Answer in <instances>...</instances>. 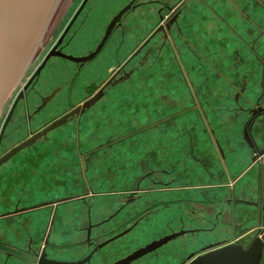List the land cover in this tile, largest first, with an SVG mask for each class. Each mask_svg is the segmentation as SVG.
<instances>
[{
    "label": "crops",
    "instance_id": "1",
    "mask_svg": "<svg viewBox=\"0 0 264 264\" xmlns=\"http://www.w3.org/2000/svg\"><path fill=\"white\" fill-rule=\"evenodd\" d=\"M177 2L111 7L88 0L67 52L47 62L28 97L35 110L19 111L29 137L3 142L4 154L73 102L58 84L50 89L55 93L42 92L57 71L69 74L73 64L72 90L102 85L114 67L147 47L159 6ZM180 4L171 43L158 60L170 58L182 75L157 83L149 101L159 119L143 124L153 112L133 85L145 87L147 79L126 77L15 151L0 164L1 245L23 254L45 251L58 262L90 255L86 264H114L173 235L129 264H181L210 245H236L264 260V0ZM0 264L30 262L0 250Z\"/></svg>",
    "mask_w": 264,
    "mask_h": 264
},
{
    "label": "rangeland",
    "instance_id": "2",
    "mask_svg": "<svg viewBox=\"0 0 264 264\" xmlns=\"http://www.w3.org/2000/svg\"><path fill=\"white\" fill-rule=\"evenodd\" d=\"M82 1L83 0H59L58 1L57 5L54 9V12L52 14V17H51V19L47 25V28H46V30H45L42 38H41L40 45L37 47L38 49L35 51L36 53H34L35 54L34 57L31 59L29 65H28V68H26L25 73L19 79V81L17 82V84L13 88L12 92L8 96L7 100L3 104V107H2L1 112H0V130L2 128V125L5 121V118L8 114L14 100L17 98L18 94L24 90V85L26 84L28 79L31 77V75L34 73V71H36L38 66L41 64V62L43 61L47 52L49 50H51V48L58 41L59 37L64 33L66 26L68 25L69 21L72 19L74 14L79 9ZM106 1L110 3L111 7L112 6L117 7V6H120L121 4H124L127 0H106ZM183 1L184 0H178L177 5ZM177 5H172L170 3H163L162 5L159 6V8H158L159 11H157L158 12L157 22L155 23L153 30L149 33V34H152V33L153 34H152L151 38L149 39V43L147 44V47L144 50H142L141 52L139 50V52L133 56L132 62H128V63L122 62L119 65H117L116 67H114V69L110 72L109 76L107 77V78L110 77L109 79L112 78L111 79L112 83L110 85L118 83L120 80H123V78H126V77L137 78V79H139V78L147 79V85L146 86L144 85L145 87H142V85H139V86L133 85L134 88H138V92H140L141 96L146 95L148 97L147 98L148 100L144 103L147 105L146 109L148 111L147 110L146 111L149 112V114L151 111L153 112V114H150L149 116L146 117V119H144L143 124H145V125L153 124V123H155V120L159 119V117L157 119L155 117V111L157 110V104H155V102L149 101L152 99L151 97L156 96L157 88H160L159 86H157V83H160V81L162 80L164 82V84H168L172 78H177L179 76L181 77V75H182L181 70L179 71L176 68H173V64L170 61L171 59L169 57H168L169 59L166 58L162 63H160L158 60L161 58V49L163 48L164 45H166V46L168 44L170 45L172 34H173V32H175L176 20H174L171 23L170 18L173 14L174 7H176ZM127 7H130V4L127 5ZM88 9H90V7L83 9V12H82V13H84L83 18L81 17V15H82V13H81L78 16V18L76 19V21L73 23L72 27L70 28L69 32L67 33V36L65 37L64 42L62 44L64 46L63 49L59 47L57 49V53H59L61 51L63 53L67 52L65 50V48L67 47V43L72 38L71 36L74 33V31L76 32V29L79 30V27H80L79 25L81 22H83L84 16L87 15ZM119 17H120L119 15H116L110 23H107V25L105 26V30H107V27L109 26L108 24H110L111 26L113 24H115V22L118 21ZM142 42H144V41H142ZM129 57L130 56H128L127 59ZM51 61H53V60L51 59ZM56 61L57 62L59 61V63H61L60 60H58V58H56ZM63 63H65L64 60H63ZM69 65H71V67H70L71 71L69 74H64L65 71L60 69L61 71H57V73H55V79H54V77H52L50 83L46 82L47 86L42 90V92L47 93L46 95L48 96L49 93L53 94L56 92V91L50 92V89L52 90L55 87V85L58 84V86L59 85L62 86V91H60L61 94L67 95L70 92L73 95V97H72L73 102H71L69 106L65 107V109L62 111V114L59 115L60 117L55 119V121L62 118L65 115H68V114L71 115V113L76 111V109L84 102V101H81L82 100L81 98H83L82 96L87 97L88 95H93V92L96 91V89L99 87V86L93 85V86H89L86 89V91L85 90L83 91V89L80 90L81 89L80 87H79L80 89L77 88V89L72 90L71 89V88H73L72 83H73L77 73H76V69L74 68L73 64L69 63ZM124 66H125V68H124ZM58 67H60V64L58 65ZM64 68H66V67H64ZM179 74H181V75H179ZM107 80H105V82H107ZM103 84H105V83H103ZM163 88H164V93H167V89H169V88L166 85L163 86ZM28 93H29L28 95L32 94L30 91ZM91 97L92 96H90V98ZM88 99H86V100H88ZM168 100H169V96L167 95L164 97V103H163L165 126L171 125L170 116L172 114V108H171V102ZM20 103H22V102H20ZM32 103H34V102H32ZM33 105L34 104L30 105V106H32L31 107L32 112H33V110H35V109H33ZM39 105H35V107L37 106L36 108H39ZM22 106H23V104H22ZM160 106L158 103L159 109H160ZM22 109H23V107H20L19 111H21ZM19 111L16 112V115L14 116V118L12 119L11 123L9 124L8 128L5 131V133L7 134L6 138L3 140L4 144L6 143L5 145H7V144L12 145L13 143H16L17 141L21 140L22 138L29 137L28 132L24 133L25 119L22 116V112H19ZM74 115H76V114H74ZM151 115H153V116H151ZM71 116H73V115H71ZM130 116H131L130 118H133V122H135L134 119H136V118L134 116V113L133 114L131 113ZM16 117H19V118L17 119ZM126 119H129V118L127 117ZM137 122L138 121L136 119V123ZM43 128H45V126L42 127V129ZM21 134H23V135H21ZM3 142L0 145V158L6 152V148H3L5 146V145H3ZM260 264H264V260H262L260 262Z\"/></svg>",
    "mask_w": 264,
    "mask_h": 264
},
{
    "label": "water",
    "instance_id": "3",
    "mask_svg": "<svg viewBox=\"0 0 264 264\" xmlns=\"http://www.w3.org/2000/svg\"><path fill=\"white\" fill-rule=\"evenodd\" d=\"M58 1L59 0H0V112L3 104L28 67L37 47L40 45L41 38ZM180 5L181 4L174 7L173 14L170 18L171 23L176 20ZM55 54L60 53H57L55 47H53L46 55L37 72H39L45 61ZM100 94L101 91L99 90L91 98L84 101L76 111L71 113V115L88 107ZM21 97L22 93L19 94L16 101ZM14 106L15 105H13V107ZM11 112L12 110L10 111V114ZM71 115L68 114L53 121L45 129H42V131L32 135V137L23 143L10 149L0 158V164L12 156L13 153L23 145L35 140L52 127L65 122L67 117ZM6 123L7 121L2 127L0 140ZM262 158L264 160V157ZM172 237L173 235L162 237L114 264H129L131 261L152 252ZM98 247H100V245H97V248ZM0 250L25 258L30 264H86L90 258V255H88L76 262L64 263L48 259L45 251L40 255L36 254L31 257L28 254H23L1 244ZM193 256L194 254H190L187 257L188 261L184 264H260L257 255H254L252 250H246L236 245H228L219 248H216L215 245H210L204 253L195 257Z\"/></svg>",
    "mask_w": 264,
    "mask_h": 264
},
{
    "label": "flooded vegetation",
    "instance_id": "4",
    "mask_svg": "<svg viewBox=\"0 0 264 264\" xmlns=\"http://www.w3.org/2000/svg\"><path fill=\"white\" fill-rule=\"evenodd\" d=\"M88 0H83L82 1V3H81V5H80V7H79V9L77 10V14H76V16H75V14H74V16H75V18L73 19V17H72V19L69 21V23H68V25L66 26V29H65V31H64V33L59 37V39H58V41L56 42V44L53 46V47H55V51L57 52V49L60 47V48H62L63 49V42H64V39H65V37L67 36V33L69 32V30H70V28L72 27V25H73V23L76 21V19H77V17L79 16V14L82 12V10H83V8L85 7V4H86V2H87ZM68 44V43H67ZM66 45V44H65ZM52 47V48H53ZM51 48V49H52ZM38 49V48H37ZM36 49V50H37ZM50 51V50H49ZM48 51V52H49ZM48 52H47V54H48ZM62 52V51H61ZM61 52H59V53H61ZM36 53V52H35ZM46 54V55H47ZM34 55L35 54H33V57H34ZM60 54H55V55H52V56H50L46 61H45V63H44V65L41 67V69L39 70V72H37V70L39 69V67L42 65V62L44 61V59H45V57H44V59H43V61L41 62V64L38 66V68L36 69V71H34V73L31 75V77L28 79V81L26 82V84L24 85V90L22 91V92H20V93H22V97L19 99V100H17L16 101V99L14 100V102H13V104H12V106H11V108H10V110H9V112H8V114H7V116H6V118H5V121H4V123H3V125L5 124V122L7 121V123H6V125H5V128H4V130H3V134H2V136H1V140H0V145L2 144V142H3V140L6 138V133H5V131H6V129L8 128V126H9V124L11 123V121H12V119L14 118V116L16 115V112L17 111H19V109H20V107H23V110H24V112L26 111V110H28V108H29V106H30V103L28 102V97H29V91L32 93V90H33V88H34V86H35V84L39 81V79L41 78V74H42V71L44 70V68L46 67V64H47V62L51 59V58H54V57H57V56H59ZM32 57V58H33ZM28 68V67H27ZM124 68H125V66H124ZM123 68V69H124ZM121 70V69H120ZM26 71V70H25ZM25 73V72H24ZM23 73V74H24ZM22 77V76H21ZM110 78V77H109ZM109 78H107L106 80H107V82H104L105 84H102V85H100L97 89H96V91H94L93 92V95L95 94V93H97L99 90L101 91V93L112 83V78L111 79H109ZM19 93V94H20ZM19 94H18V96H19ZM93 95H88L86 98H90V96H93ZM17 96V97H18ZM20 102H22V103H20ZM22 104H23V106H22ZM13 105H15L14 107H13ZM13 108V109H12ZM12 110V112H11V114H10V111ZM3 125H2V127H3ZM1 130H2V128H1ZM1 130H0V133H1ZM43 251H41V252H33V251H27L26 253L29 255V256H33V255H40L41 253H42ZM46 253V252H45ZM197 255H200V253H197V254H194V256L193 257H195V256H197ZM46 256H47V254H46ZM188 260L186 259V260H184V261H182V263L181 264H184V263H186Z\"/></svg>",
    "mask_w": 264,
    "mask_h": 264
}]
</instances>
